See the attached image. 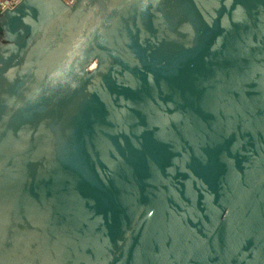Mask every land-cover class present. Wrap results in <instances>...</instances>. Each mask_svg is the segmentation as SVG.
<instances>
[{
	"label": "water",
	"instance_id": "obj_1",
	"mask_svg": "<svg viewBox=\"0 0 264 264\" xmlns=\"http://www.w3.org/2000/svg\"><path fill=\"white\" fill-rule=\"evenodd\" d=\"M0 264H264V0L6 8Z\"/></svg>",
	"mask_w": 264,
	"mask_h": 264
},
{
	"label": "built area",
	"instance_id": "obj_2",
	"mask_svg": "<svg viewBox=\"0 0 264 264\" xmlns=\"http://www.w3.org/2000/svg\"><path fill=\"white\" fill-rule=\"evenodd\" d=\"M67 4L72 5L76 0H63ZM21 0H0V14L7 8L8 10L14 9Z\"/></svg>",
	"mask_w": 264,
	"mask_h": 264
}]
</instances>
